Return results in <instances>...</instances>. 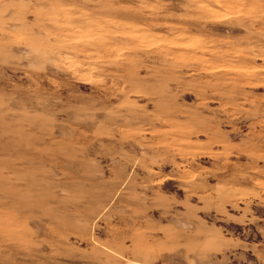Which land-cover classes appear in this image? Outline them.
Returning a JSON list of instances; mask_svg holds the SVG:
<instances>
[{"label": "rangeland", "instance_id": "obj_1", "mask_svg": "<svg viewBox=\"0 0 264 264\" xmlns=\"http://www.w3.org/2000/svg\"><path fill=\"white\" fill-rule=\"evenodd\" d=\"M0 264H264V0H0Z\"/></svg>", "mask_w": 264, "mask_h": 264}]
</instances>
